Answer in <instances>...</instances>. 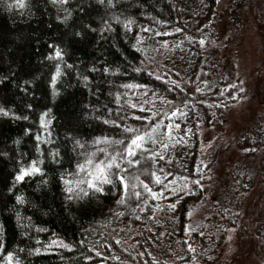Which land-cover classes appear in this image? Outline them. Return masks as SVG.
<instances>
[{"label":"trees","instance_id":"16d2710c","mask_svg":"<svg viewBox=\"0 0 264 264\" xmlns=\"http://www.w3.org/2000/svg\"><path fill=\"white\" fill-rule=\"evenodd\" d=\"M22 2L0 0V264H216L238 210L188 226L214 178L202 128L246 86L210 49L219 0Z\"/></svg>","mask_w":264,"mask_h":264},{"label":"rangeland","instance_id":"374dc122","mask_svg":"<svg viewBox=\"0 0 264 264\" xmlns=\"http://www.w3.org/2000/svg\"><path fill=\"white\" fill-rule=\"evenodd\" d=\"M259 9L260 0H219L208 33L210 49L246 84L244 96L226 118L201 131L203 161L214 169V178L191 210L188 231L208 221L221 226L220 210L239 213L238 224L220 241L216 264H264V150L240 146L257 123H264V27L257 18Z\"/></svg>","mask_w":264,"mask_h":264},{"label":"snow or ice","instance_id":"6c2138e0","mask_svg":"<svg viewBox=\"0 0 264 264\" xmlns=\"http://www.w3.org/2000/svg\"><path fill=\"white\" fill-rule=\"evenodd\" d=\"M20 6L23 7V2L22 0H20ZM56 56L59 57L61 56V53L59 50L56 51ZM57 75H59V69L57 70ZM55 80V78H54ZM3 109H0V112H2ZM6 114V113H5ZM129 131H132L131 129H129ZM143 141V137L140 135L135 136L132 140H131V144L128 148V154L131 156L135 155V148H139L141 147V142ZM87 164L91 165L93 162L92 160H88L86 162ZM114 161H109L108 163H104L103 161H101L100 163H98L95 166V172L94 173H89V175L93 176V179H99L104 183H111V180L109 179V175H108V170L112 168ZM81 167V169L83 170L84 166H79ZM116 167H119V165H116ZM41 169L37 166V162H33L32 166L28 169H22L20 174L16 177V179L19 180H23L25 175H31L33 173L36 172H40ZM121 182H124V178L120 177ZM89 185L92 188H95L97 191H102L103 189L100 188L97 184L93 183L92 181H89ZM127 187V185L125 184V188ZM69 191H72L71 188L68 189ZM18 199H20L18 197ZM7 262L8 264H13V254L12 253H8L7 254Z\"/></svg>","mask_w":264,"mask_h":264}]
</instances>
